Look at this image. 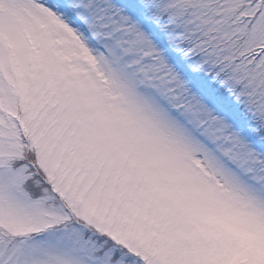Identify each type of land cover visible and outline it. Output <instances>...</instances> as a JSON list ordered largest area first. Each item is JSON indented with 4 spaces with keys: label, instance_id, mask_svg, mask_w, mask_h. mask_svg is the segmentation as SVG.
Returning a JSON list of instances; mask_svg holds the SVG:
<instances>
[{
    "label": "snow or ice",
    "instance_id": "6c2138e0",
    "mask_svg": "<svg viewBox=\"0 0 264 264\" xmlns=\"http://www.w3.org/2000/svg\"><path fill=\"white\" fill-rule=\"evenodd\" d=\"M0 264H264V0H0Z\"/></svg>",
    "mask_w": 264,
    "mask_h": 264
}]
</instances>
